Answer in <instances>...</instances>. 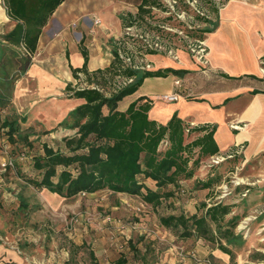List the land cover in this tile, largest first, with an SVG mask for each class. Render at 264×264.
Wrapping results in <instances>:
<instances>
[{
    "label": "rangeland",
    "instance_id": "rangeland-1",
    "mask_svg": "<svg viewBox=\"0 0 264 264\" xmlns=\"http://www.w3.org/2000/svg\"><path fill=\"white\" fill-rule=\"evenodd\" d=\"M124 1L137 7L141 0ZM198 6L212 9L208 1L199 2ZM185 18L186 16L182 20L189 23L190 20ZM7 19L0 22L2 35L14 26V23L8 22ZM122 20L123 30L119 37L113 40L111 47L112 62L113 51L121 42H125L123 39L127 35L124 30L125 24L131 21L127 15H122ZM195 20L200 22L197 18ZM212 21L213 18L210 22ZM177 23L176 21L175 24ZM150 24L156 26L159 23L150 20ZM141 26L137 27L140 31L143 28L148 32V40L152 39L153 33H158L145 24ZM205 27L209 25L202 28ZM135 30L134 27L133 31ZM136 33L138 32H134L133 36ZM170 43L176 49L175 56L178 59L165 51L146 54L148 56L144 60L137 56L138 64L145 67L137 71L140 73L153 71L157 60L168 59L180 63L183 60L181 54H184L190 65L196 64L182 36L174 37ZM132 47L130 53L134 57L136 49ZM14 49L21 58L25 56L24 50ZM148 64L150 68H147ZM194 71L192 73L189 70L190 74L184 78L169 75L167 78L152 79L142 90L153 91L157 96L156 101L161 103L163 101L160 97L174 87L175 80L180 79L182 98L192 99L196 96L201 78L204 80L208 78L207 80L212 82L215 80L212 74L208 73L206 76L199 70ZM23 74L20 75V71L15 67L11 84L23 78ZM78 77V79L73 77L65 92L56 95V99L60 101L71 98L75 90L94 87L109 95L118 91L119 81L123 79L111 76L93 77V83L90 85L85 75L79 73ZM129 101V97L124 99L120 109ZM1 111L0 190L6 187V182L12 183L13 186L7 191L9 196L3 197L5 192L1 191L0 205L4 209L7 208L6 212L18 216L14 217L15 220L9 218L7 225L4 226L15 235L14 239L7 241L6 244L16 251L19 257L18 264H115L119 259H125L127 264H264L262 201H255L254 193L247 189L249 181L245 177L244 169L241 168L225 177L221 183L204 189L202 184L210 177L226 175L232 168V165L226 163L212 168L210 166L212 160L205 159L193 179L181 180L178 185L161 189L162 197L156 205L146 202L141 195L116 193L108 189L65 198L47 189H36L28 183V179L38 178L39 173L34 169V159L39 155V151L43 154V143L58 148L65 137H71L75 132L65 128L34 129L28 132L31 142L24 139L26 132L14 137L13 142L3 130V120L8 117ZM37 134L39 137H35ZM194 138L195 134H192L188 141ZM233 150L227 155L233 153ZM9 161L13 162V166L5 165ZM148 184L154 187V184ZM261 197L263 199L262 195ZM20 201L26 202V206L21 208V212L15 213L17 210L13 207ZM217 205L228 207L231 213L215 223L207 216V211ZM169 216L206 217L211 224L213 235L187 238L181 228L170 229L162 224L161 219ZM232 218L235 219L234 223L231 221ZM223 247L229 253L225 252Z\"/></svg>",
    "mask_w": 264,
    "mask_h": 264
},
{
    "label": "crops",
    "instance_id": "crops-1",
    "mask_svg": "<svg viewBox=\"0 0 264 264\" xmlns=\"http://www.w3.org/2000/svg\"><path fill=\"white\" fill-rule=\"evenodd\" d=\"M137 12L138 6L134 7L124 0H65L43 28L32 62L23 78L15 84L4 80V70L1 68L6 64V71L15 69L18 60L9 51L14 52L15 47L3 42L8 53L0 61V85L11 95V103L0 105L1 112L8 117L3 120V125L8 120L16 121L20 127L18 135L26 132L24 139L29 142V131L64 128L61 123L84 100L66 98L59 101L55 96L65 92L74 77L73 70L83 67L84 52L88 56L89 73L111 65L113 40L123 30L122 15H136ZM6 16V8L3 0H0V22L7 19ZM7 20L13 22L10 18ZM13 23L14 26L3 35L13 30ZM211 23L206 42L209 48V74L215 77L213 82L201 78L194 98H181L176 103L165 104L156 101L157 96L153 91L142 90L152 79H160L147 78L120 110H126L131 102L140 97H147L153 101L149 117L160 124H166L177 114L186 124L215 127L214 138L219 155H227L229 151L243 146L241 154L226 162V165H232L231 169L236 170L234 173L241 168L245 170V177L249 181L247 189L252 190L255 201H262L264 212V75L260 63L264 58V0H228L224 7L215 10ZM181 56L183 60L180 63L168 59L157 60L153 72L167 68H187L183 70H191L192 73L194 70L201 71L197 64L190 65L184 54ZM173 89H168L164 94L171 93ZM232 126L241 127V130H233ZM3 130L7 131L4 127ZM35 137H39V134ZM42 155L44 150L43 154L39 151L37 156ZM148 183L154 184V187ZM145 184L157 190L155 181L148 179ZM12 186V183L6 182V187L1 188L0 193L5 192L3 197L10 195L7 191ZM25 206L24 201L15 203V213L21 212ZM5 209L0 205V230L6 233L0 232V264H18L16 251L6 244L15 235L4 227L9 218L15 220L14 217L18 216Z\"/></svg>",
    "mask_w": 264,
    "mask_h": 264
},
{
    "label": "trees",
    "instance_id": "trees-1",
    "mask_svg": "<svg viewBox=\"0 0 264 264\" xmlns=\"http://www.w3.org/2000/svg\"><path fill=\"white\" fill-rule=\"evenodd\" d=\"M63 2L65 0H3L15 27L8 34L0 36V61L8 53L3 42L24 50L26 54L23 58L19 53L9 51L18 60L16 68L20 75L25 73L37 51L43 28ZM168 12L162 0H141L137 14L128 15L131 21L126 23L125 27H142L141 25L145 24L169 41L178 35L162 28L164 25L185 30L190 39H206L207 34L211 32L212 23L207 19L197 17L198 21L209 27L188 29L181 22L175 24L174 16L166 14ZM150 20L159 24L152 26ZM142 33L145 35L148 32L142 28ZM125 39L137 52L156 54L155 51L143 48L142 39ZM130 52L129 47L121 42L113 51L114 60L111 65L94 73L88 72V56L83 53V67L73 70L76 79L79 78L78 74L82 73L90 85L93 83V77L134 78V81L109 95L96 87L73 91L71 98L84 100V103L71 111L61 126L74 130L75 135L64 138L58 148L47 144L43 146L44 155L34 159V169L39 173V177L29 179L31 185L38 189L45 188L65 198L108 189L116 193L141 195L146 202L156 205L162 197L161 189L178 185L181 180L192 179L202 161L219 155V147L214 138L215 127L190 128V124H186L177 114L166 124H160L149 117L153 101L147 97H140L131 102L126 110H120L121 102L134 95L145 79L167 78L169 75L184 78L189 73L187 70L172 68L140 73L127 67L121 58L122 53ZM1 68L4 70V80L11 84L13 71H6V64ZM10 99L8 90L2 89L0 85V105L6 106ZM3 127L14 142V136L20 133L18 123L8 120L4 122ZM192 134H195V138L188 141ZM234 159L236 157L212 168ZM235 171L234 168L226 175L210 177L202 186L209 189ZM148 179L155 181L157 190L146 186L145 181ZM230 213L228 207L217 205L207 211V216L212 222L218 223ZM234 220L231 219L232 223ZM161 222L170 229L181 228L187 238L213 235L211 224L206 217L169 216L162 218ZM223 250L229 253L225 247ZM115 264H127V261L119 259Z\"/></svg>",
    "mask_w": 264,
    "mask_h": 264
},
{
    "label": "built area",
    "instance_id": "built-area-1",
    "mask_svg": "<svg viewBox=\"0 0 264 264\" xmlns=\"http://www.w3.org/2000/svg\"><path fill=\"white\" fill-rule=\"evenodd\" d=\"M165 4L166 7L168 8L169 12L166 13L168 15L172 14L174 16V19L177 22H181L182 24H184L188 29H194V28H202L203 26H206L207 24L202 23V22H196V18L200 17V18H204L207 19L208 21H211L213 16H214V12L215 10H219L222 7H224V5L226 4L225 0H162ZM203 1H208L209 6L212 7V9L209 8H205V7H197V5L199 4V2H203ZM181 5L184 6V8L181 9ZM192 13V14H191ZM186 16L187 20H190L189 23H186L185 21L182 20V18H184ZM185 18V19H186ZM96 24H99L98 20H95ZM135 27V31H133V28ZM162 28L176 33L178 36H182V38L185 39V42L187 44V48H188V52L191 55L192 59L195 61V63L200 67L201 72L204 75H207L209 73V61H208V55H209V48L207 46V42L206 39H190L186 33L185 30L182 29H175L173 27H170L169 25H164L162 26ZM125 30V34H127L126 36H124V43L128 46L130 45V48H133L132 45L130 43H128L125 39V37H131V38H139L142 39L143 41V48L144 49H150L152 51H155L156 53L165 51V53H169L171 56H174L175 59H178L177 56H175V51L176 49L172 46V44L170 43L169 39H165L163 37H161L158 33H153L152 34V39L148 40V36L147 34H143L142 30L140 31L137 27V25H133V26H127L124 27ZM134 32H138L136 33L135 36H133ZM136 54V56H132V53H122L121 54V58L123 59L124 64L127 67H131L132 69L135 70H140V69H145L144 66H140L137 62V56H139V59H143L145 57H147L148 55L143 54L142 52H137L135 50L134 52ZM261 71L264 75V59L261 60ZM147 68H150V65H147ZM119 78V77H118ZM134 78H123L121 79V81H119V85L117 86V90H120L128 85H130L131 83H133ZM181 80L177 79L174 81V89L171 93L169 94H164L160 97V100L166 103H175L178 102L183 96H182V92H181ZM195 126L193 124H190V128H194ZM189 129H187L186 131L189 132ZM233 130L236 131H240L241 127L238 126H232ZM244 149L243 146H239L237 148H235V151L231 154L224 156H214L212 157L210 160H212L211 163V167L215 166V165H219L220 163L237 157L238 155L241 154L242 150ZM24 157V156H23ZM6 166H13V162L9 161V163L5 164Z\"/></svg>",
    "mask_w": 264,
    "mask_h": 264
}]
</instances>
